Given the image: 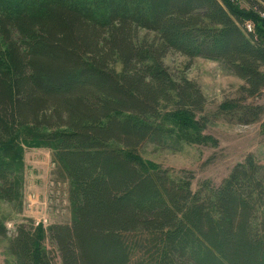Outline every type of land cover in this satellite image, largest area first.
<instances>
[{"label": "trees", "instance_id": "obj_1", "mask_svg": "<svg viewBox=\"0 0 264 264\" xmlns=\"http://www.w3.org/2000/svg\"><path fill=\"white\" fill-rule=\"evenodd\" d=\"M244 2L264 13V0ZM233 4L0 0V202L18 195L10 157L25 136L51 150L71 208L67 222L18 224L3 264H264L253 154L196 187L190 172L173 177L139 154L208 138L203 93L170 72V52L226 66L241 84L222 105L239 122L264 113V18Z\"/></svg>", "mask_w": 264, "mask_h": 264}, {"label": "rangeland", "instance_id": "obj_2", "mask_svg": "<svg viewBox=\"0 0 264 264\" xmlns=\"http://www.w3.org/2000/svg\"><path fill=\"white\" fill-rule=\"evenodd\" d=\"M237 2L239 4L236 6L247 13L259 11L244 0H229L232 5ZM246 23H250L253 30V22L247 20ZM146 34L140 30L139 37L144 38ZM163 62L172 74L184 75L199 86L207 116V128L201 133L208 138L191 143H173L175 147L172 149L145 145L139 150L144 163L168 169L176 178L190 172L194 177L193 187L201 179L219 184L247 154H253L264 165V113L257 121L243 124L237 119L239 114L235 116L223 107L222 103L236 97L237 88L241 84L226 66L199 57L188 59L172 52ZM256 102L264 106V91L261 99ZM170 128L173 129L171 134H175V128ZM195 133H191L192 140L197 139ZM214 140L216 145L212 144ZM50 154L51 150L37 139L24 136L17 141V149L10 160L14 174L20 181V189L14 200L0 202V223L6 228V237L0 238V264L11 258L7 252L8 240L13 237L18 224L33 223L46 228L56 222L69 221L71 208L69 210L67 199L68 183L54 177Z\"/></svg>", "mask_w": 264, "mask_h": 264}, {"label": "built area", "instance_id": "obj_3", "mask_svg": "<svg viewBox=\"0 0 264 264\" xmlns=\"http://www.w3.org/2000/svg\"><path fill=\"white\" fill-rule=\"evenodd\" d=\"M260 16L262 18H264V13L261 12L260 13ZM244 27H245L246 31H249L250 32L252 30V27H251V24L250 23H246Z\"/></svg>", "mask_w": 264, "mask_h": 264}]
</instances>
